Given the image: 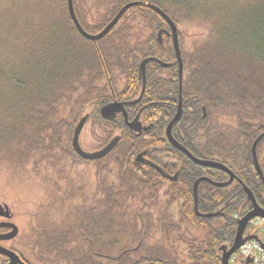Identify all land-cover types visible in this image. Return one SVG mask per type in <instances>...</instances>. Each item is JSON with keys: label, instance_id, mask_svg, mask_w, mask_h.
<instances>
[{"label": "trees", "instance_id": "1", "mask_svg": "<svg viewBox=\"0 0 264 264\" xmlns=\"http://www.w3.org/2000/svg\"><path fill=\"white\" fill-rule=\"evenodd\" d=\"M127 1L104 0L108 9L91 24L75 12L83 28L95 33ZM150 1L175 20L176 12L171 13L162 0ZM175 1L189 13L201 9L191 0ZM231 2L223 12L204 6V33L191 36L188 50L183 49L179 35L188 100L172 133L195 156L226 163L264 207V179L255 168L251 151L253 140L264 131V0ZM47 7L56 24L53 32L49 28L56 43L48 50L43 66L14 73L9 72V65H0V160L33 167L45 163L53 168L56 153L74 156L69 145L72 128L77 114L88 104L105 130L102 144L115 133L118 140L104 155L107 158L92 159L96 186L102 189L106 185L101 197H86L84 203L73 206L75 214L65 215L61 223L49 219L36 229L35 244L41 254L38 264H221L220 245L231 244L237 219L252 208L241 183L234 179L228 185L215 186L201 181L199 209H222L224 214L195 215L194 177L202 174L222 181L228 175L195 163L170 144L175 168L183 164L192 167L188 200L182 204L189 215H150L157 208L150 200L151 177L135 156L150 147L154 137L149 130L133 134L122 121H107L99 112L110 99L109 85L116 82V75L128 68L135 71L141 56L172 62L165 68L177 75L171 38L163 35L162 41L156 39V31L166 26L163 18L148 7H129L108 33L94 42L78 31L65 0L49 1ZM137 20L148 21L150 33L132 41L130 24ZM129 53L136 56L125 55ZM158 69L164 68L152 62L146 65L143 97L149 85L167 82ZM152 92L164 95L163 91ZM171 109L175 110V105L168 109L167 118ZM256 156L264 177V135L256 144ZM253 230L249 222L246 231Z\"/></svg>", "mask_w": 264, "mask_h": 264}, {"label": "rangeland", "instance_id": "2", "mask_svg": "<svg viewBox=\"0 0 264 264\" xmlns=\"http://www.w3.org/2000/svg\"><path fill=\"white\" fill-rule=\"evenodd\" d=\"M49 1L55 0H0V65H9V72L41 68L48 50L56 43L49 30L51 26L53 32L56 25L48 11ZM162 1L171 13L176 12L175 21L180 29L183 49L188 50L191 36L204 33V6L223 12L229 9L227 4L236 0H191L194 4L199 3L201 9L190 13L178 7L175 0V3L173 0ZM65 2L67 5V0ZM73 3L83 20L90 24L108 9L104 0H73ZM138 20L130 24L132 41L144 39L150 33L148 21ZM92 108L90 104L84 105L77 114L69 141L71 147L73 129L82 115H86V121L79 134L81 147L87 151L101 147L105 130L98 116L93 115ZM55 155L57 163L53 168L46 167L45 163L33 167L0 160V203L8 204L13 213L11 221L18 226L17 235L4 244L17 249L31 264H38L37 256L41 255L35 244L36 229L49 219L55 224L61 223L65 215L75 214L73 206L84 203L82 200L87 195L101 197L106 187L96 186L92 159L85 160L76 153L69 157L59 152ZM2 258L0 255V260Z\"/></svg>", "mask_w": 264, "mask_h": 264}, {"label": "flooded vegetation", "instance_id": "3", "mask_svg": "<svg viewBox=\"0 0 264 264\" xmlns=\"http://www.w3.org/2000/svg\"><path fill=\"white\" fill-rule=\"evenodd\" d=\"M137 6H141V5H137ZM141 7H145V6H141ZM67 10H68V7H67ZM164 21H165L166 26H162L160 27V29L166 28L169 31V33H167L166 31H162V36L166 35L170 37L172 40V35L170 33L169 24L166 20ZM153 23H154V26H156V22L154 21ZM175 23L177 26L178 39H179L180 29L176 21ZM157 32L158 31H156V34ZM125 55L131 56L135 54L129 53ZM149 56H154V55H149ZM173 56H174L175 65L177 67V75L175 76L172 73L171 69H166L164 66H161L164 69H158L156 72L158 73L159 76H165L167 82L149 85L147 88V94L145 95V97H143V94L145 93V90H146V72H145V86L141 93L142 81H141V74L139 71V67L135 71H134V68H128L127 70L124 69L122 73H118L116 75V82L114 84L109 85L111 95H110V99H108L107 102L114 101V100L117 102H121L125 108V113L123 111H119L115 114V116L112 119H106V120L113 121V122L122 121V123L126 127H128L133 134H136V135H139L142 132L149 130L155 140L154 143L150 147L142 148L141 150L137 151V152H141L143 160L140 162L142 163V166L145 168L147 175L151 177L149 184L152 186V197L150 198V200L154 202L155 205L157 206V208L155 209L157 212L155 211L154 213H150V215H172L174 213L175 214L177 213V215H189L188 212L183 211L182 204L188 200L187 194H188V189L190 186L188 184L189 173H190L189 170L192 167L191 166L189 167L183 164L182 166L175 168L173 164V160H172V152L170 151L171 148L169 146L170 144L171 145L173 144L169 141L167 134H166V125L169 122V120L172 118V116L175 114L179 101L181 100V106H182V111H183L184 104L188 100V94L186 91H184V86H185L184 82H186L187 77H186V70L184 69L183 53L181 51V59H182L181 76H179L178 62L175 60V57H176L175 51H174ZM144 57L145 56L140 57L139 65H140V61ZM161 60H163V58ZM149 62H152L155 65L158 64L157 62L153 60H148L146 65ZM169 66H166V67H169ZM153 89H155V91H163L164 93V95H162L163 97H160L161 95L158 96L156 93H153L152 92ZM174 105H175V110L172 111L171 109V115L169 116V118H167L166 115H167L168 109L172 108ZM144 110H145V113H142ZM181 115H182V112H181ZM136 116H137V120L141 123V130L139 133H137L127 124V121L135 120ZM173 126H172V129H173ZM116 135H117L116 133L113 134L107 141H105L101 145V147L106 142H108L113 136H116ZM178 150L179 152L184 153L180 149ZM80 157L85 160H88L85 157H82V156ZM102 157L107 158L104 155ZM202 176H206V175L198 174L194 177V179L191 182V189H192V195H193L192 196L193 197V211L195 215H197V213L194 208L193 183L198 177H202ZM145 177L148 180V177L147 176ZM228 177L229 176H227L226 179H228ZM234 179L238 180L237 178H234ZM201 181H205V180H200L198 182L197 205L199 201L198 187ZM86 197H88V195ZM88 198L93 199L94 198L93 194H91ZM218 201H220V198L218 199ZM153 208L154 207H152V209ZM198 210L200 212H206V211L199 209V207H198ZM217 212L224 214V211L222 209L218 210ZM11 218L12 216L6 217L4 215H0V244L5 246L8 249L10 248V249L15 250L19 254V256L21 257V259L23 260L25 264H31L17 249L4 244L5 242H9V240L13 239L17 235L16 234L15 236L11 238L5 237V235L9 233V230L11 229V227L7 224H4V222L11 221ZM0 255L3 257L2 260H0V262L2 264H5L9 260V257L1 253Z\"/></svg>", "mask_w": 264, "mask_h": 264}, {"label": "water", "instance_id": "4", "mask_svg": "<svg viewBox=\"0 0 264 264\" xmlns=\"http://www.w3.org/2000/svg\"><path fill=\"white\" fill-rule=\"evenodd\" d=\"M135 5H141L145 6L148 8L153 9L158 15H160L164 20H166L169 24L170 27V33L172 35V44L174 47L175 51V60L178 62V71H179V76H181L182 72V59H181V51H180V45H179V39H178V31H177V26L173 18L160 6L157 4L147 1V0H130L125 2L117 11L116 13L111 17V19L97 32L95 33H89L87 32L82 24L80 23L77 14L75 12L74 8V3L73 0H67V7H68V14L71 17V20L73 21L74 25L78 29V31L86 38L96 42L98 39L102 38L105 36L113 27L114 25L119 21L121 16L124 14V12L132 6ZM162 31H166L169 33V31L166 28H161L157 32V39L159 41H162ZM148 60H153L157 62L160 66H169L171 65V62L163 61L155 56H146L142 58L140 61L139 65V71L141 74V81H142V89L141 93L144 89L145 86V72H146V63ZM119 111H123L125 113V108L121 102L117 101H110L107 103H104L100 106L99 112L100 115L105 118V119H112L115 114ZM182 112V106H181V100L178 103L177 110L175 114L172 116V118L169 120V122L166 125V134L169 139V141L178 149L183 151L192 161H194L197 164L203 165V166H208V167H213V168H218L223 170L228 174V179L224 181H215L212 180L211 178L207 176H202L198 177L194 183H193V193H194V208L199 216H214L218 212L212 211V212H200L198 210V205H197V186L198 182L200 180H207L214 185L217 186H224L229 184L234 178H237L239 182L242 184L243 190L247 194V198L251 201L252 203V208L249 209L245 214H243L241 217L237 219V226H236V231L234 234V238L231 242L230 245L227 244H221L220 245V262L221 264H231L229 262V257L231 254L237 250L240 245H242L245 241L251 238H258V236L255 233H249L246 231V226L247 224L254 218V217H263L264 218V207H262L256 200L252 190L234 173V171L224 162L213 159V158H202V157H197L195 156L189 149H187L185 146H183L180 142H178L175 137L172 134V126L173 124L179 120ZM205 107L203 106V115H205ZM86 121V115H82L77 124L75 125L73 129V134L71 138V145L74 149L75 152H77L78 155L88 158V159H95L102 157L103 155L107 154L116 144L118 140V136H113L108 142H106L102 147L96 150L92 151H87L84 150L80 143H79V134L80 131ZM127 124L129 127H131L133 130H135L137 133L140 132L141 130V123L137 120V116L135 117V120L132 121H127ZM264 135V131L259 133L257 137L253 140L252 145H251V150H252V155H253V162L255 165V168L257 172L260 174L262 179H264L262 171L259 167L257 156H256V144L259 141V139ZM135 160L140 162L143 160L141 152H138L135 156ZM0 215H4L6 217H11L12 212L11 209L9 208L7 203H0ZM4 224H7L11 227L9 230V233L5 235L6 238H11L15 236L18 232V226L12 222V221H6ZM264 245V243H263ZM0 253L7 255L9 257V260L5 264H25L19 254L13 250V249H8L5 246L0 244ZM139 264H163L157 261H144ZM241 264H252V258L247 256L245 257L242 261Z\"/></svg>", "mask_w": 264, "mask_h": 264}, {"label": "built area", "instance_id": "5", "mask_svg": "<svg viewBox=\"0 0 264 264\" xmlns=\"http://www.w3.org/2000/svg\"><path fill=\"white\" fill-rule=\"evenodd\" d=\"M250 222L254 225L251 233H255L258 238L248 239L240 245L229 257L231 264L242 261L247 256L252 258V264H264V218L257 216Z\"/></svg>", "mask_w": 264, "mask_h": 264}, {"label": "bare ground", "instance_id": "6", "mask_svg": "<svg viewBox=\"0 0 264 264\" xmlns=\"http://www.w3.org/2000/svg\"><path fill=\"white\" fill-rule=\"evenodd\" d=\"M256 150V149H255ZM252 151V150H251ZM256 172V171H255Z\"/></svg>", "mask_w": 264, "mask_h": 264}]
</instances>
